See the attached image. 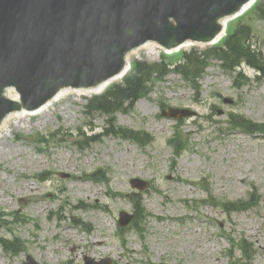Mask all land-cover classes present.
<instances>
[{"label": "rangeland", "instance_id": "obj_1", "mask_svg": "<svg viewBox=\"0 0 264 264\" xmlns=\"http://www.w3.org/2000/svg\"><path fill=\"white\" fill-rule=\"evenodd\" d=\"M248 22L264 56V20ZM239 23L231 21L229 32ZM162 51L149 46L131 61H161ZM176 53L169 60L183 52ZM220 63L197 87L169 74L117 115L119 125L154 137L150 144L109 134L106 117L86 114L88 98L77 92L14 117L0 133V237L17 236L22 246L12 254L0 243V264L28 256L39 264H86L85 256L111 264H264V78L244 65L249 83L237 87ZM161 105L196 114L175 120ZM234 115L252 130L236 127ZM95 132L98 139L82 145ZM132 178L150 186L140 191ZM142 202L144 214L118 225L122 210L133 214Z\"/></svg>", "mask_w": 264, "mask_h": 264}, {"label": "water", "instance_id": "obj_2", "mask_svg": "<svg viewBox=\"0 0 264 264\" xmlns=\"http://www.w3.org/2000/svg\"><path fill=\"white\" fill-rule=\"evenodd\" d=\"M250 1L0 0V122L11 109L50 107L51 99L72 87H104V80L125 69V57L154 40L165 48L187 39L211 41L225 17L250 7ZM7 90L16 100L19 91L22 102H10ZM25 111H13L1 124ZM179 113L190 112L171 108L168 114ZM131 218L122 212L121 224ZM27 264L36 263L30 257Z\"/></svg>", "mask_w": 264, "mask_h": 264}, {"label": "trees", "instance_id": "obj_3", "mask_svg": "<svg viewBox=\"0 0 264 264\" xmlns=\"http://www.w3.org/2000/svg\"><path fill=\"white\" fill-rule=\"evenodd\" d=\"M256 14L264 18V2L256 7ZM251 28L247 25H242L235 33H232L222 45L208 48L207 50H193L192 52H185L182 62L177 69L183 75L191 80L197 81L208 66L211 59L221 60L224 67L229 69H237L240 64L245 61L253 68H257L262 75H264V56L259 49L251 44ZM170 64L167 61L161 63H147L145 61H138L135 63L133 71L128 75L123 84H116L111 87L105 95L94 97L89 108L99 111L107 112L114 115L117 111H129L133 109L136 101L141 95L148 93L155 81L162 79L163 75L167 73V68ZM233 122L237 125L249 126L250 122L244 120L239 115L232 116ZM115 122V118L111 120ZM116 132L125 134L128 137H134L137 140L142 138L140 132L132 129H125L119 127ZM145 136H147L144 133ZM94 137H89V141H95ZM147 138V137H146ZM136 211L138 207L136 206ZM6 250L10 252H17L22 246L20 239L4 240L2 239Z\"/></svg>", "mask_w": 264, "mask_h": 264}, {"label": "bare ground", "instance_id": "obj_4", "mask_svg": "<svg viewBox=\"0 0 264 264\" xmlns=\"http://www.w3.org/2000/svg\"><path fill=\"white\" fill-rule=\"evenodd\" d=\"M254 3V1L252 2V4ZM252 4H251V6H252ZM228 19L229 18H227V20H226V22L225 23H227V21H228ZM224 33H225V31L224 32H222L221 33V36H220V38L224 35ZM189 44H191V43H185V45L184 46H187V45H189ZM149 46H151V47H154L155 49H159L160 47H158V45L156 44V43H154V44H151V45H149ZM148 46V47H149ZM184 46H178V47H176V49L175 50H177V49H181L182 47H184ZM146 48V47H145ZM139 51V50H138ZM136 53V52H135ZM134 54V53H133ZM134 56V55H133ZM131 57H132V54L130 55V57H129V59H128V63L129 64H131ZM128 66V65H127ZM122 78H123V76H122ZM122 78H120V79H122ZM120 79H117L116 81H119ZM116 81H114V82H116ZM104 87H105V85H104ZM104 87H93V88H88V89H84V88H81V89H70V90H65V91H63V92H61L60 94H58V96H56L55 98H53V99H51L50 100V106L51 105H54L56 102H58V100H60L64 95H67V93H70V92H77V93H79V94H86V95H88V96H91V95H93V93H96V92H99V91H101V90H103L104 89ZM47 108H49V107H47ZM47 108H42V109H35L34 111H25L24 113H17V114H13L12 115V117H10L8 120H6L3 124H1V127H0V133H1V131H3V130H5L9 125V123L11 122V120H13V118L14 117H16V118H18V119H23L24 118V116L25 115H34V114H36V113H42L43 111H45V110H47Z\"/></svg>", "mask_w": 264, "mask_h": 264}]
</instances>
